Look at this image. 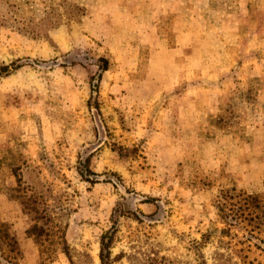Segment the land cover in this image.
Masks as SVG:
<instances>
[{
	"label": "rangeland",
	"instance_id": "obj_1",
	"mask_svg": "<svg viewBox=\"0 0 264 264\" xmlns=\"http://www.w3.org/2000/svg\"><path fill=\"white\" fill-rule=\"evenodd\" d=\"M244 2L0 0V222L17 242L0 226V264H39L12 188L63 232L50 264H102L107 232V264L221 262L233 242L203 243L221 190L264 188V0Z\"/></svg>",
	"mask_w": 264,
	"mask_h": 264
},
{
	"label": "trees",
	"instance_id": "obj_2",
	"mask_svg": "<svg viewBox=\"0 0 264 264\" xmlns=\"http://www.w3.org/2000/svg\"><path fill=\"white\" fill-rule=\"evenodd\" d=\"M8 196L21 205L24 213L33 217L32 225L25 232L38 247L39 264H50L55 259L57 250L67 253L63 232L48 223L50 219L46 217L45 208L34 194L12 188ZM216 209L217 223L222 226L213 227L205 233L203 243L208 242L213 234L219 238L228 237L229 242H233L229 253L218 254L221 258L218 264H264V188L258 193H247L236 186L224 188L217 199ZM40 220L44 222L39 223ZM0 226H3L10 244L16 246V239L4 228L7 225L0 222ZM113 238V232H107L101 237L102 264L108 263Z\"/></svg>",
	"mask_w": 264,
	"mask_h": 264
},
{
	"label": "crops",
	"instance_id": "obj_3",
	"mask_svg": "<svg viewBox=\"0 0 264 264\" xmlns=\"http://www.w3.org/2000/svg\"><path fill=\"white\" fill-rule=\"evenodd\" d=\"M252 1H255V0H245L244 2V7H245V11H244V14L245 15H248L249 14V11L253 8V4H252ZM262 14V13H261ZM263 14H264V11H263ZM231 14H228V16H230ZM195 29H191V28H187V29H183V30H180L177 38H178V41H177V44H183V43H192L193 42V34L194 33ZM156 38L154 39V42H156Z\"/></svg>",
	"mask_w": 264,
	"mask_h": 264
}]
</instances>
